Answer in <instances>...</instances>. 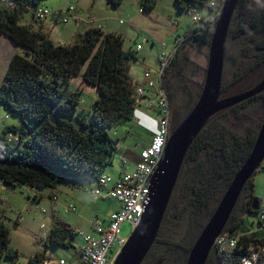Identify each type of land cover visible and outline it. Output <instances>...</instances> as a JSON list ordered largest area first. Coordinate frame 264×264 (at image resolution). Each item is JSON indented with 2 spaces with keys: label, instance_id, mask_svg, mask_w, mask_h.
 <instances>
[{
  "label": "trees",
  "instance_id": "trees-1",
  "mask_svg": "<svg viewBox=\"0 0 264 264\" xmlns=\"http://www.w3.org/2000/svg\"><path fill=\"white\" fill-rule=\"evenodd\" d=\"M2 1L0 33L24 51L12 55L0 84V104L18 115L20 121L19 125L4 127L0 133V181L6 187L25 185L36 191L35 201H40V192L56 188L61 181L76 188L95 187L114 151H119L109 128L121 120L134 121L136 104L129 68L130 61L137 59V51L125 49L120 33L104 32L100 27L86 28L78 40L68 44L53 43L35 13L44 7L45 0ZM107 1L115 7L122 2ZM175 2L180 10L204 6L212 13L211 18L195 21L199 25L183 36L162 72V86L172 104V114L179 121L194 107L204 84L203 80L193 92L187 72L195 63L185 56L184 50H199L205 45L209 48L219 15L214 14L219 10L212 0ZM141 3L150 9L155 6V0ZM27 13L34 21L31 24L21 23ZM230 41L236 42L238 57L230 60V75L224 67L222 89L226 95L248 90L264 76V0L238 1L229 28ZM79 77L83 85L97 89L98 96L90 108H79V93H83L80 84L75 91L67 92V85ZM259 101L264 108V91L217 113L194 139L158 237L142 264L186 263L197 232H201L253 148L264 113L259 128L243 120L246 108ZM183 103L182 114L177 108ZM52 114L56 121H52ZM223 114L232 115L231 125L220 122ZM12 133L14 138L9 137ZM125 172L128 171L118 178ZM253 176L244 185L222 231L239 235L237 246L225 257L214 247L207 261L215 257L217 264H242L252 246H264V240L238 233L244 217L258 213L263 202L257 197L258 208H253ZM238 208L242 214L237 217ZM78 233L67 223L56 221L46 235L45 246H73L72 240ZM9 242L8 227L0 217V264H17L20 253ZM28 264H44V257L37 253L29 257ZM257 264H264V252Z\"/></svg>",
  "mask_w": 264,
  "mask_h": 264
},
{
  "label": "rangeland",
  "instance_id": "rangeland-1",
  "mask_svg": "<svg viewBox=\"0 0 264 264\" xmlns=\"http://www.w3.org/2000/svg\"><path fill=\"white\" fill-rule=\"evenodd\" d=\"M69 1L71 0L43 1V5L49 7L52 12L56 11L57 8L66 10L69 6L73 7V10H70L71 15H68L65 21H62L64 16L59 17L61 22H51L47 19L40 21L43 22L44 31L49 33V37L53 43L68 44L75 41L77 38L79 39L80 35L77 34L83 33L85 29L83 27L84 22L80 24V15L84 21L92 17L90 18L92 26L103 28V31L105 32L114 31L121 33L124 38L125 49L131 48L137 51L138 61H136V59L130 61L129 74H131L134 79H137L136 82L138 83L144 81V70L147 68L151 69L158 75L159 64L156 62L157 55L162 51H168V49L171 50L174 47L177 35L184 36L187 33L189 34V32L199 25V22H195L192 19V15L198 14L203 20L212 17V13L207 7L201 6L180 10L177 8L175 0H156L157 3L152 9L145 7L141 3V0H122L121 4L117 7L108 3L107 0H81L80 4H77L78 7L75 4L69 3ZM2 2L3 1L0 0V3ZM219 13L216 10L214 16ZM32 22L34 21L32 20L30 13L25 14L21 19V23L31 24ZM110 25L112 26L109 27ZM138 43H142V49L137 48ZM152 43H154V46L151 47ZM164 43H166L167 46H163ZM1 44L3 43L0 41V84L4 81V73L7 67V52L9 50V48L7 49V47ZM23 51L24 49L20 47L19 53H22ZM16 52H18V48ZM208 52L209 48L206 45L199 50L190 48L184 50L185 56L195 63V66L192 65L191 70L187 72V77L191 78L193 92L199 89V83L205 78ZM237 57L236 42H228L226 44L224 64L227 75H230L231 73V61L237 59ZM194 69H196L197 72H191ZM79 84L83 89V93H79V96L82 95L79 108L80 105L81 107L90 108L94 99L98 96L97 89L88 88L86 85H83L81 78L79 77L72 80L71 83L67 85V92L71 90L75 91ZM141 106L145 108V101L142 100ZM183 106L184 103L181 107L179 106V108H177L182 114L185 112ZM245 111L247 117H244L245 119L243 122L245 124L251 123L253 127L259 128V123L262 120L264 113V108L261 105V102H255L254 106L246 108ZM0 112H2L3 115L7 114L9 117L5 118V120H7L5 124L14 122L19 125L20 121L19 119H16L19 118V116L8 112L4 109L2 104H0ZM135 117L137 118L138 115H135ZM2 119H4V117ZM2 119L0 120V133L2 132L4 125ZM231 119L232 115L229 116V114H223L219 117L220 122L228 125H231ZM179 121H181V119ZM142 124L143 126H146L144 121ZM238 124L241 125V122L239 121ZM135 125V121L121 120L119 123H116L109 128L111 136L117 140L118 148H132L136 141L143 144L144 139L133 134V130L136 129ZM150 128L154 130L155 123L151 124ZM131 133L132 135L128 137ZM12 136L15 135L13 133L9 135V137ZM122 159L123 153L121 154L118 150L114 151L112 161L104 168L103 174L117 179L118 177L114 176H119L120 171L123 168ZM262 166L264 167V161ZM134 167L135 165L133 168ZM253 178L255 183V195L264 202V171L259 169L255 172ZM28 189L29 188L25 185L17 186L15 188L6 187L0 181V198L2 199V201H0V217L8 227L10 236L9 244L20 253V256L16 259V263L28 264L29 257L38 253L44 257V264H59L60 259H63L66 264H78L81 236L80 215L81 217L88 219L92 218L95 214H104L114 206L113 200L100 199L97 201L94 199L93 195H91L92 193L89 194V188H87V190L83 188H73L67 181H61L58 186L54 188V191L57 192L59 197L58 205L57 199L53 196L49 199L47 196V193L53 188L43 190V196L40 201H35L33 198L35 195L28 193ZM70 201L76 203V211L66 213L65 207ZM54 209L56 210V215H58L64 223L74 225L79 229V233L72 240L73 246H45L46 235L56 223L52 216ZM241 212V209L238 208L237 217L240 216ZM258 214L259 213L256 212L251 215H246L241 223L238 233H248L252 238L264 240V227L259 225ZM131 232V224L125 222L121 228V236L129 237ZM199 233L200 232H197L196 238ZM214 247L215 244L210 252H212ZM252 248L259 250L260 253L264 252V249H260L264 248L263 245H257V247L252 246ZM115 250L116 247L112 248L110 254H113ZM216 261V258L212 257L211 260L206 261L205 264H217ZM170 263L171 261L163 262V264Z\"/></svg>",
  "mask_w": 264,
  "mask_h": 264
},
{
  "label": "water",
  "instance_id": "water-1",
  "mask_svg": "<svg viewBox=\"0 0 264 264\" xmlns=\"http://www.w3.org/2000/svg\"><path fill=\"white\" fill-rule=\"evenodd\" d=\"M239 0H224L211 35L204 84L194 107L172 130L164 155L151 178L148 202L113 264H142L155 243L187 151L205 126L222 110L264 91V76L248 90L226 95L222 89L225 51L231 20ZM52 121H56L51 115ZM176 116L173 117L175 122ZM264 117L253 148L236 172L217 207L194 241L185 264H205L216 238L222 233L246 182L264 171ZM254 209L258 199L254 198ZM251 214V212H249Z\"/></svg>",
  "mask_w": 264,
  "mask_h": 264
},
{
  "label": "built area",
  "instance_id": "built-area-1",
  "mask_svg": "<svg viewBox=\"0 0 264 264\" xmlns=\"http://www.w3.org/2000/svg\"><path fill=\"white\" fill-rule=\"evenodd\" d=\"M5 0L4 2H7ZM224 0H212V5L221 10ZM72 6L66 10L51 11L44 6L36 10L39 20H49L51 22L60 21L59 17L64 16L65 21L71 15ZM194 21L200 20L199 15H192ZM61 22V21H60ZM183 41V36L177 35L174 47L164 51L159 55V74L147 68L144 70V81L136 82L134 85L135 114L145 113L149 120L155 123V129L151 130L150 123L144 122L151 140L147 146L139 151L133 170L125 172L120 178L114 179L109 175L103 174L98 180L100 187L92 190L97 198H115L119 201L120 207L109 213L107 221L100 217H94L91 221L92 228L96 234H85L84 243L79 247L81 257L78 264H113L119 251L126 241V237L121 236V228L125 222H129L132 230L139 224L148 202L150 184L153 173L159 166L164 155L165 145L170 133V118L172 115L171 104L165 89L162 86V72L173 57L178 44ZM163 46H165L163 44ZM137 48H142V43L137 44ZM145 101V109L141 108V102ZM149 110L148 113L145 110ZM125 162V160H123ZM55 198V196H53ZM9 200V199H7ZM68 209H74L69 205ZM260 226L264 227V202L260 204L258 212ZM238 236L228 233H221L215 240V247L222 256H227L236 246ZM116 247L113 254L112 248ZM264 249V248H260ZM259 250L251 248V254L242 258V264H257L260 256ZM59 264H66L63 259Z\"/></svg>",
  "mask_w": 264,
  "mask_h": 264
},
{
  "label": "crops",
  "instance_id": "crops-1",
  "mask_svg": "<svg viewBox=\"0 0 264 264\" xmlns=\"http://www.w3.org/2000/svg\"><path fill=\"white\" fill-rule=\"evenodd\" d=\"M80 2H81V0L79 1V0H71V1H69V3H72V4H75L76 6H77V4L79 5L80 4ZM157 3V1L155 0V4ZM78 7V6H77ZM59 10H61V8H57L56 9V11H59ZM55 11V12H56ZM77 12V11H76ZM90 17V16H89ZM88 17V18H89ZM90 18H92V17H90ZM88 19V20H83V18H81V15H80V24L82 23V22H84L83 23V27L86 29V28H88V27H93L91 24V19ZM193 19V18H192ZM49 21V20H48ZM54 24H57V23H54ZM112 25H110L109 27H111ZM84 29V30H85ZM102 30H103V28H102ZM112 30H113V27H112ZM105 32V31H104ZM112 32H114V31H112ZM117 33V32H116ZM121 34V33H120ZM77 35H79V33L77 34ZM147 39H148V37H147ZM0 41L3 43V44H1V45H4L5 47H7V49L9 48V50H8V52H7V65H8V62H9V60H10V58L12 57V55L17 51V46H16V44L9 38V37H7V36H5V35H3V34H0ZM153 41H154V39H153ZM139 44V43H138ZM164 45H166V43H164ZM152 46H154V43H152L151 44V47ZM167 46V45H166ZM143 48V47H142ZM141 48V49H142ZM18 50H19V48H18ZM169 50V49H168ZM163 52V51H162ZM161 52V53H162ZM160 53V54H161ZM137 54V53H136ZM159 54V55H160ZM159 55H157L158 57H157V60H156V62H158V58H159ZM136 61H138L137 59H136ZM7 68V67H6ZM6 71V70H5ZM129 71H130V69H129ZM131 75V74H130ZM131 77V79H132V82H133V84H135L136 83V80L137 79H134L133 77H132V75L130 76ZM141 108H143V109H145L144 107H142L141 106ZM145 111H147L148 113H150V111L149 110H145ZM1 113V116H3L4 117V119H2L3 117H1V119H2V121H3V128L4 127H6V126H8V125H13V124H16V123H6L5 124V122L7 121V120H5V118H9L8 117V115L7 114H4L3 115V113L2 112H0ZM0 119V120H1ZM16 119H18V118H16ZM134 122V121H133ZM149 123H151L150 121H148ZM135 128L136 129H134L133 130V134H136L138 137H141V138H143L144 139V142H143V144L142 143H139V142H137L136 141V143H134V145H133V147L131 148V147H127V148H122V147H119V151H120V153L122 154L123 153V159H122V162H123V168H122V170L120 171V174L121 173H123L124 171H131V170H133V166L136 164V162H137V160L139 159V156H138V154H139V150L142 148V147H144V146H146L147 144H149L150 143V140H151V133H149L146 129H144V128H142V127H138V125L136 126L135 125ZM132 135V133L130 134V135H128V137H130ZM136 149V150H135ZM123 160H125V162L123 161ZM130 161V162H129ZM120 174H119V176H120ZM119 176H114V177H119ZM98 184V183H97ZM96 184V186L95 187H93L94 185H89V186H86V187H84L83 189H85V190H87V188H89V194H91V195H93V197H94V199L95 200H100V199H102V200H110V199H107V198H97V197H95L94 196V194H93V192H92V190L93 189H95V188H97L98 186L100 187V185H97ZM73 188H76V187H73ZM77 189H79V188H77ZM80 189H82V188H80ZM28 191V193H30V194H32V195H34L35 193H36V191H33L32 189H28L27 190ZM32 192V193H31ZM44 191H42V192H40L39 194L41 195V196H43V193ZM47 196H48V198L49 199H51L52 198V196H55V199H57V205H58V203H59V197H58V194H57V192H55L54 191V189H52L51 191H49L48 193H47ZM113 200V202H114V206L111 208V209H109V211L108 212H106V213H104V214H95L92 218H85V217H81V215H80V244H82V243H84V235L85 234H96V232L94 231V229L92 228V225H91V221H92V219L94 218V217H100V218H103L105 221H107V217L109 216V213L111 212V211H113V210H116V209H118L119 207H120V203H119V201H116V200H114V199H112ZM51 203H52V200H51ZM69 205H73L74 206V209L72 210V209H68V207H69ZM75 208H76V203L75 202H73V201H70V202H68L67 203V205H66V207H65V211H66V213H68V212H70V211H76L75 210ZM53 219H54V221H62V219H60V217L58 216V215H56V210L54 209V213H53ZM63 222V221H62ZM69 226H71L73 229H75L76 231H78L79 232V229L77 228V227H75L74 225H71V224H68Z\"/></svg>",
  "mask_w": 264,
  "mask_h": 264
},
{
  "label": "clouds",
  "instance_id": "clouds-1",
  "mask_svg": "<svg viewBox=\"0 0 264 264\" xmlns=\"http://www.w3.org/2000/svg\"><path fill=\"white\" fill-rule=\"evenodd\" d=\"M135 115H138V117L136 118ZM144 120H149V117L145 113H137V114H135V112H134V121L136 122V125H138V126H140V127H142V128L147 130V127L143 126V124H142Z\"/></svg>",
  "mask_w": 264,
  "mask_h": 264
},
{
  "label": "flooded vegetation",
  "instance_id": "flooded-vegetation-1",
  "mask_svg": "<svg viewBox=\"0 0 264 264\" xmlns=\"http://www.w3.org/2000/svg\"><path fill=\"white\" fill-rule=\"evenodd\" d=\"M93 27H94V26H93ZM173 117H174V115L172 114V115H171V118H170V133H169V135L171 134V132H172V130L175 128V126H176L179 122H181V121L184 119V118H183L181 121H178L177 118H176V119H175V122H174V121H173ZM146 121H150V120H144V122H146ZM150 122H151L150 125L154 123V122H152V120H151ZM168 138H169V136H168ZM167 140H168V139H167ZM254 174H255V173H254Z\"/></svg>",
  "mask_w": 264,
  "mask_h": 264
}]
</instances>
